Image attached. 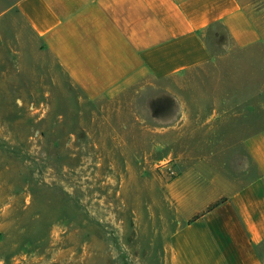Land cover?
<instances>
[{
  "label": "crops",
  "instance_id": "1",
  "mask_svg": "<svg viewBox=\"0 0 264 264\" xmlns=\"http://www.w3.org/2000/svg\"><path fill=\"white\" fill-rule=\"evenodd\" d=\"M3 58L35 71L38 92L72 86L91 100L198 67L229 77L200 86L214 160L194 170L218 173L166 185L167 259L149 264H264V0H0Z\"/></svg>",
  "mask_w": 264,
  "mask_h": 264
},
{
  "label": "rangeland",
  "instance_id": "2",
  "mask_svg": "<svg viewBox=\"0 0 264 264\" xmlns=\"http://www.w3.org/2000/svg\"><path fill=\"white\" fill-rule=\"evenodd\" d=\"M0 65V264L166 261L165 187L214 160L200 86L229 77L198 67L91 100L72 86L38 92L35 71ZM200 168L179 184H200Z\"/></svg>",
  "mask_w": 264,
  "mask_h": 264
}]
</instances>
